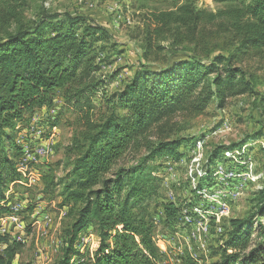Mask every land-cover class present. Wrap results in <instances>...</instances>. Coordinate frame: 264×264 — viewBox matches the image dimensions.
Here are the masks:
<instances>
[{
  "label": "trees",
  "instance_id": "1",
  "mask_svg": "<svg viewBox=\"0 0 264 264\" xmlns=\"http://www.w3.org/2000/svg\"><path fill=\"white\" fill-rule=\"evenodd\" d=\"M25 1L0 0V220L10 214L6 186L22 173L17 165L22 151L14 135L37 110L50 108L56 92L63 90V103L77 113L81 129L66 150L73 161L62 182L63 205L73 213L62 258L53 264H159L154 212L161 208L164 225L174 229L184 204L160 198L159 171L197 138H172L183 128L171 121L177 115H202L212 101L223 109L227 99L257 92V77L238 62L247 55L264 61V0H211L215 11L198 8L196 0H177L170 10L151 12L143 57L162 50L165 41L188 46L190 55L158 69L139 64L112 92L107 91L106 59L98 45L110 40L107 27L71 13H43L23 22L18 16ZM207 37H222V51L200 47ZM96 98L103 112L95 110ZM154 129H161L162 137L152 139ZM262 135L258 131L255 138ZM248 144L216 146L206 166L224 151L240 152ZM128 153L140 155L121 164ZM158 158L162 162L150 166ZM256 169L263 179L261 188L250 193L249 212L228 220L216 237L212 259L202 264H264V165ZM58 184L49 176L46 190ZM89 227L97 234V245L91 258L79 261L78 235ZM4 240L0 233V242ZM0 264L11 261L0 256ZM172 264L193 263L179 257Z\"/></svg>",
  "mask_w": 264,
  "mask_h": 264
},
{
  "label": "rangeland",
  "instance_id": "2",
  "mask_svg": "<svg viewBox=\"0 0 264 264\" xmlns=\"http://www.w3.org/2000/svg\"><path fill=\"white\" fill-rule=\"evenodd\" d=\"M175 3L177 0H26L19 6L18 18L24 22L35 19L43 13L50 15L71 13L84 16L91 22L107 27L106 29L110 32V40L99 42L98 45L104 55L103 58L106 59L102 71L108 78L107 91L112 92L115 88L123 85L139 64L158 69L176 59L190 55L185 51V47L188 46L171 45L169 41L161 43L164 46L162 50L152 49L147 57L142 55L145 27L149 22L148 16L151 12L170 10ZM196 6L211 11L216 9V4L211 0H196ZM222 39V37L218 39L207 37L200 47H204L206 50L213 49V53H219L222 51L220 49ZM216 45L219 48H216ZM238 63L252 71L257 77L259 81L256 87L257 92L252 95L245 94L227 99L223 109H218L215 101H212L202 115L193 118L177 115L172 119L171 122L183 128L179 132H173L172 138L184 135L195 136L197 138L192 141L193 144L199 140L201 144L195 143L194 150L199 152L194 153V156L187 152L192 145L191 142L180 150L182 154L178 160L167 159L164 162L163 168L159 171V175L163 178L160 198L165 199L166 197L167 200L172 201H176L178 198L183 201L182 208L185 209L183 212L187 209L195 211L197 203L203 209L209 208L210 206H207V201L203 196L199 202V184L204 185L203 189L215 184L219 165L223 169L241 168L250 177V180L243 193L236 198L237 200L231 202L228 215L218 218V220L214 217L211 218L209 234L202 236L198 241L189 240L190 231L194 232L192 228L188 230L190 227L184 230L176 226L172 229L164 225L162 210L157 208L154 212L155 236L159 251H162L159 264H172L173 260H179V257L193 264L210 261L215 250L216 237L221 235V230L230 218H241L247 215L250 209V193L261 188L263 175L257 171L256 166L257 164L264 165V61L247 55L242 57ZM114 73L119 74L112 78ZM62 95L63 90H58L54 104L50 108L44 107L37 110L24 125L18 128L14 135V142L17 143L20 137L19 131L30 124L36 125V128L39 129L41 127L49 140L51 152L45 160L33 167L22 169V173L17 171L19 173L18 180L10 182L6 186L4 194L6 202L10 203V201L18 199L15 212L23 217L26 225L24 234H21L23 237L21 241L13 239L14 233H8L5 236L6 240L0 242L2 247L0 248L3 249L0 251V256L8 257L11 264H53L62 258L63 250L66 247V228L72 221L73 213V210H70V205H63V181H65L66 173L73 161L67 155L66 150L73 136L79 134L81 124L77 113L64 105ZM95 103V110L99 109L100 112H103L99 98L95 99ZM95 115L96 118L100 116L98 112ZM258 131H261L263 135L255 138ZM157 136L162 137L161 129L152 131V139ZM241 142L243 144L249 142V144L241 145L240 152H228V156H225L226 151H224L216 162L206 166L208 156L216 146L227 147L233 143ZM142 152L143 150L140 153ZM134 157V154L128 153L120 163L129 165L135 160L136 157ZM193 157H196L197 160L195 161ZM160 162L162 160L158 158L151 162L150 166ZM206 171L208 172L205 176L204 172ZM162 175L166 176L165 183ZM49 176L54 177V183H60L51 191L46 190L47 177L49 178ZM29 178L38 179L36 184H40H32ZM160 198L158 202L161 201ZM153 204L154 202H151V205ZM6 206L8 209L10 208V204ZM34 207L48 213L49 219L42 220L40 213L36 215L40 220L32 218L31 213ZM215 219L217 222H214ZM218 228L221 230H217ZM255 231L256 228L253 229L252 235L255 234ZM203 240L205 243L199 244ZM96 245L97 234L93 227L80 232L77 242V249L80 252L78 260L86 261L91 258Z\"/></svg>",
  "mask_w": 264,
  "mask_h": 264
},
{
  "label": "bare ground",
  "instance_id": "3",
  "mask_svg": "<svg viewBox=\"0 0 264 264\" xmlns=\"http://www.w3.org/2000/svg\"><path fill=\"white\" fill-rule=\"evenodd\" d=\"M28 128L29 126L21 130V132L19 133V136H20L19 139L22 136H24V130ZM28 139H35V132H28ZM199 141H196V142L199 143ZM196 142H194V144L192 143V145L188 148V151H187V152H190L189 154H191L192 156H194V153L196 154L197 152H199V151L194 150V145ZM200 144L201 143H199V145ZM197 148H200V147H197ZM224 154L225 156H228L227 151ZM21 159L17 163L20 170L29 168L31 165H34L44 160L40 157H33L32 161H27L25 165H22V164H19ZM193 159H195V161L197 160L196 157H193ZM250 165L252 166L251 163ZM218 168H219V171H217L216 173L217 177L215 180V184H213L212 186H206L204 189H203L204 185H202L199 191V202L201 201L202 196H203L204 199L207 201L206 203L207 206H210L211 210H210V207L203 209V207L200 206L199 203H197L195 206V209H196L195 211L187 210L183 212L185 210L183 209L182 213L178 217V224H176V227H178L179 229L182 228L184 230L190 227L188 228V230H191V228L192 230H194V232L190 231L191 233L190 235L192 239L189 236V240H193L194 238L195 240L198 241V240H201L202 236H206L207 234H209L210 219L214 217V218H217L218 220V218H222L228 215L230 211L231 202L234 201L236 198H238L241 195V193H243V191L246 189L247 183L250 180V177H248L241 168L236 167L237 168L236 169V168L228 167L227 169H223L222 166L220 165L218 166ZM5 220H12V213L3 216L0 221H5ZM217 220L215 219L214 222L215 221L217 222ZM217 230H221V228H218ZM223 230L224 228L221 231ZM0 232H1V226H0ZM14 235H13V239H15L18 242L23 239L21 234L19 235L17 233H14ZM204 243H205L204 240L200 242V244H204Z\"/></svg>",
  "mask_w": 264,
  "mask_h": 264
},
{
  "label": "built area",
  "instance_id": "4",
  "mask_svg": "<svg viewBox=\"0 0 264 264\" xmlns=\"http://www.w3.org/2000/svg\"><path fill=\"white\" fill-rule=\"evenodd\" d=\"M28 132H35V139H28ZM17 142H19V149L22 151V159L19 164L25 165L27 161H32L33 157H40L45 160L50 153L49 140L46 138L44 130L36 128V125L34 126L30 124L29 128L24 130V136L18 139ZM162 176H164L165 183L166 176ZM29 179L32 184H36L39 181L36 178ZM15 205H18L17 198L10 201V208L7 211L12 213V220L0 221L1 233H4V236H7L8 233L24 234V230L26 228L25 221L21 215L16 214ZM37 213L41 214L42 220L46 221L49 219L48 213L38 210L36 207L33 208L31 217L36 220L39 219L36 216ZM1 250L3 249L0 248V251Z\"/></svg>",
  "mask_w": 264,
  "mask_h": 264
},
{
  "label": "crops",
  "instance_id": "5",
  "mask_svg": "<svg viewBox=\"0 0 264 264\" xmlns=\"http://www.w3.org/2000/svg\"><path fill=\"white\" fill-rule=\"evenodd\" d=\"M40 129H42V128L40 127ZM36 164H37V163H36ZM34 165H35V164H34ZM34 165H31L30 168L33 167ZM28 169H29V168H28ZM199 244H200V243H199ZM169 249H171V248L169 247ZM171 253H172V252H171Z\"/></svg>",
  "mask_w": 264,
  "mask_h": 264
}]
</instances>
